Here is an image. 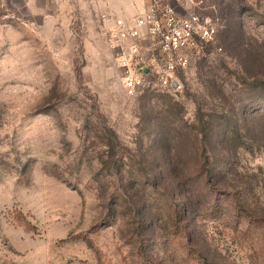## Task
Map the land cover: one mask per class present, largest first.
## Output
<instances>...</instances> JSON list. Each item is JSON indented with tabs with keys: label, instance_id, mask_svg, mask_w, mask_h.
<instances>
[{
	"label": "rangeland",
	"instance_id": "1",
	"mask_svg": "<svg viewBox=\"0 0 264 264\" xmlns=\"http://www.w3.org/2000/svg\"><path fill=\"white\" fill-rule=\"evenodd\" d=\"M198 1L236 49L129 94L99 14L0 0V264H264V0Z\"/></svg>",
	"mask_w": 264,
	"mask_h": 264
},
{
	"label": "built area",
	"instance_id": "2",
	"mask_svg": "<svg viewBox=\"0 0 264 264\" xmlns=\"http://www.w3.org/2000/svg\"><path fill=\"white\" fill-rule=\"evenodd\" d=\"M142 1L144 10L130 20L99 15L102 35L118 53L129 94L144 86L151 71L156 86L177 92L181 73L213 43L216 26L198 0Z\"/></svg>",
	"mask_w": 264,
	"mask_h": 264
},
{
	"label": "crops",
	"instance_id": "3",
	"mask_svg": "<svg viewBox=\"0 0 264 264\" xmlns=\"http://www.w3.org/2000/svg\"><path fill=\"white\" fill-rule=\"evenodd\" d=\"M72 2L81 3L87 11L92 10L99 15L110 14L124 20L132 19L145 7L142 0H43L41 5L37 4V0H24L27 9L30 11L38 9L40 13H71ZM54 9L58 12H53Z\"/></svg>",
	"mask_w": 264,
	"mask_h": 264
},
{
	"label": "trees",
	"instance_id": "4",
	"mask_svg": "<svg viewBox=\"0 0 264 264\" xmlns=\"http://www.w3.org/2000/svg\"><path fill=\"white\" fill-rule=\"evenodd\" d=\"M231 14L232 13H226V15H228L229 17H231ZM233 17H231V19H232ZM216 19H218V18H216ZM230 26H231V24H229V23H227V24H225V28H226V31L225 32H227V34L226 33H218L217 32V29L215 28V35H214V41H213V43L212 44H214V42L216 41V39H217V37H219V39L223 42V43H225L227 46H231L232 47V50L234 51L235 49H236V47H237V43H238V41H237V35L235 34V31L234 30H232L231 32H230ZM228 32H230V33H228ZM212 44H210V45H212ZM180 79H181V76H180ZM169 165V164H168ZM171 165V164H170Z\"/></svg>",
	"mask_w": 264,
	"mask_h": 264
},
{
	"label": "water",
	"instance_id": "5",
	"mask_svg": "<svg viewBox=\"0 0 264 264\" xmlns=\"http://www.w3.org/2000/svg\"><path fill=\"white\" fill-rule=\"evenodd\" d=\"M172 87H174V88H175V87H176V84L174 83V84L172 85Z\"/></svg>",
	"mask_w": 264,
	"mask_h": 264
}]
</instances>
